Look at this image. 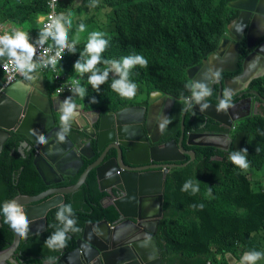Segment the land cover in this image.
Wrapping results in <instances>:
<instances>
[{"label":"trees","instance_id":"trees-1","mask_svg":"<svg viewBox=\"0 0 264 264\" xmlns=\"http://www.w3.org/2000/svg\"><path fill=\"white\" fill-rule=\"evenodd\" d=\"M229 1L86 0V18L77 20L70 28L65 25L67 41L72 43L79 37L75 52L56 66L58 71L71 75V79L78 78L80 86L86 90L84 97L71 92V102L80 106L81 114L94 111L100 116L146 103L151 92L167 94L175 98V106L165 135L177 139L182 108L190 94L185 88L191 82L186 71L200 65L216 49L227 26L236 18L239 11L229 7ZM71 7V0H58V16L67 14ZM47 10L46 0H0V23L10 22L35 40L43 31L37 18ZM80 24L85 25L83 32L78 30ZM93 31L104 33L103 38L108 41L101 53L102 61L120 60L133 54L147 59V67L137 65L130 70L129 80L137 85L133 98L122 97L111 88L113 79L119 78L113 71L109 72L107 81L100 85L98 92L88 83L91 73L81 75L74 71V63L77 60L83 62L81 52ZM243 46L244 39L240 42L241 53L234 75L241 70ZM97 68L103 70L106 65L100 63ZM41 74L45 88L53 95L56 89L54 71L44 69ZM227 74L221 73L224 76ZM248 87L264 98V74L253 78ZM253 96L260 101L256 95ZM92 97H95L96 103H90ZM259 106L264 108V101ZM258 109L264 113L261 108ZM259 110L230 131L227 150L214 146H185L194 151V159L185 166L171 168L166 175L162 216L155 234L162 264H228V253L236 257L243 252L264 254V186L257 182L260 175H264L261 173L264 172V114ZM191 128L197 131L224 130L210 118L199 113L192 115L189 108L184 118V130ZM23 140L22 134L11 131L0 151V206L18 194L35 195L49 188L34 166V148H21ZM240 149H247V169H241L229 160L230 153ZM97 155L95 152L91 158H84L75 175L65 177L55 186L74 184ZM109 156L110 153L105 159ZM188 180L194 184L198 182L197 193L181 190ZM106 195L99 190L95 170L91 169L76 190L64 194L62 203L72 206L73 218L80 231L69 232L70 239L62 249L46 247L45 241L56 227L61 226L56 220L59 205L54 206L45 215L43 231L21 236L15 250L16 262L44 264L45 260H54L49 258H56L62 250L74 248L75 239L80 236L85 223L102 219L114 222L118 214L113 205L100 202ZM201 204L203 208L199 207ZM0 216V250H3L11 244L14 234L4 222L3 215ZM254 264H264V255Z\"/></svg>","mask_w":264,"mask_h":264},{"label":"water","instance_id":"water-1","mask_svg":"<svg viewBox=\"0 0 264 264\" xmlns=\"http://www.w3.org/2000/svg\"><path fill=\"white\" fill-rule=\"evenodd\" d=\"M228 6L239 12L227 26L216 49L200 65L186 71L191 82L203 81L209 84L211 81V87L216 83L219 98L225 89L234 92L241 84L247 85L252 80V76H248L246 71L251 59L264 61V0H231ZM242 39L244 56L240 72L224 79L220 77L219 80H213L210 75L205 78L209 68L214 71L218 69L220 74L237 70ZM5 56H0V61ZM38 75L39 84L34 83L36 74H33V79H16L0 92V151L11 131L22 134L24 140L20 144L21 148H34V166L49 186L38 194H18L11 199L16 200L22 207L30 222L24 237L43 231L47 211L62 204L64 194L76 190L85 181L87 173L94 169L99 190L107 193L100 202L107 205L103 200L109 199L118 214L117 218L114 222L102 219L85 223L80 236L75 239L73 249L62 250L54 260H45L43 263L162 264L155 239L162 216L167 170L161 168L166 165L168 168L185 166L194 159V151L186 150L184 144L221 149L220 145L209 138L228 137V134L197 131L194 128L185 131L184 118L188 111L185 103L180 115V134L176 140L171 139L165 143L166 155L158 148L148 149L154 141L151 134L158 113L166 102L170 103V108L175 103V98L167 94L152 92L146 106L136 104L97 115L89 125H83L73 118L70 122L72 132H68L65 140L60 141L56 133L61 128V103L59 106L55 105L52 97L54 94L48 93L42 74L38 72ZM250 93L253 94V91ZM203 103L208 105L206 109H201L195 102L192 104L193 114L198 112L219 125L229 126L224 119L227 118L226 113L216 111L206 100ZM153 105L156 112L151 118ZM30 129L42 134L46 143H38L36 136L29 134ZM113 149L114 153L111 152ZM95 152L98 153L97 157L86 166L74 184L66 187L55 186L65 177L75 175L84 158H91ZM109 153L110 156L105 159ZM139 155L144 157L137 159L135 156ZM187 156L189 158L185 159ZM164 162L167 164H163ZM146 164L150 165L144 166ZM12 231L14 237L11 244L0 250V264H18L14 257L21 235L13 229ZM245 253L249 252H243L240 257L232 253L226 254L228 264H240Z\"/></svg>","mask_w":264,"mask_h":264},{"label":"clouds","instance_id":"clouds-1","mask_svg":"<svg viewBox=\"0 0 264 264\" xmlns=\"http://www.w3.org/2000/svg\"><path fill=\"white\" fill-rule=\"evenodd\" d=\"M93 6H95V4H93ZM71 24V19H65L62 15L58 16L54 21H52L51 24L47 25L44 30L39 34V42L43 43L45 39L51 37L55 41V45L59 49V51L56 53V56L60 59H62L61 52H63L66 48L69 50L70 53H74L75 44L78 43L79 37H77L72 42V44H68L67 28H70ZM65 25H67V28L65 27ZM78 30L80 32H83L85 30V25L80 24ZM103 36L104 33L97 31H93L89 34L88 42L85 45L83 52H81L83 62H81V60H77L73 65L74 71L81 75L85 73H91V75H89L88 77V83L94 89H96L97 92L99 91L100 85L107 81L109 72L112 73L113 71L115 75L119 78L113 79L111 88L122 97L133 98L136 94L137 85L129 80L130 70L137 65H139L140 67H147L148 61L143 55L138 54L125 56L122 57L120 60L102 61L101 53L105 50L108 43V41L105 40ZM0 46H2L0 47V56H5V53H7V56L14 62L16 69L19 70L27 79H32L33 77L30 75V73L35 72L38 65L33 62L35 48L31 43H29V37L27 36V34L17 29L11 33L2 35L0 36ZM100 63L105 64L106 68L103 70L97 68V65ZM56 64L57 59L55 57L48 58L47 60L42 61V65L44 67L51 65L53 68L56 69ZM59 72L63 74V76H65L66 78L71 79V75H67L66 73L61 71ZM209 75L213 77V80H219L220 71L218 69L214 71L212 68H209L208 71L205 73V78H207ZM74 79L77 80L71 79L72 87L68 92H74L75 94L84 97L86 94L85 88L80 86V81L78 78ZM185 88H187L191 94L190 98H188L190 94L185 98V103L188 105V109H191L193 101L195 102V104L200 105L201 109H206L208 107L207 104L203 103L205 98L212 94V90L208 86V84L204 83L203 81H194L186 84ZM66 93L56 94L54 92V95L60 96ZM231 101L232 90L225 89L217 105V111H227L228 108L232 107ZM96 102L97 101L95 97H92L90 103ZM76 105L78 104L71 102V97H67L60 104L59 111L61 113V128L56 133L60 141L65 140V137L70 130V122L76 114ZM78 108H80L79 105ZM257 112V107L251 108L249 109V116H252ZM196 113L198 112H195L194 114ZM194 114L192 112V115ZM170 123L171 120L169 119V117H159L158 130L163 132L166 126ZM29 134L32 136H36L38 143H46L45 137L42 134H38L36 130L30 129ZM246 153L247 149H240L239 151H234L230 153L229 160L239 168L247 169L249 167V164L246 159ZM181 190H191V192L195 194L199 191V184L198 182L194 184L192 180H188L184 183ZM208 194H211V188L209 189ZM193 207L196 206L194 205ZM199 207L203 208V205L201 204L199 205ZM0 215H3L4 222L9 224V226L19 235L24 236L27 234L30 222L26 214L24 213L22 207L17 203L16 200L5 201L3 205L0 206ZM73 217L74 212L70 204L59 205L58 211L56 212V220L61 226L56 227V230L45 241L46 247L51 250H57L67 246V241L68 239H70L67 234L69 232L80 231V229L76 227V220ZM262 255L264 254H262L261 252L245 253L241 258L240 264H244L245 261L253 262L254 264L255 261L261 259ZM49 259L55 258L50 257Z\"/></svg>","mask_w":264,"mask_h":264},{"label":"flooded vegetation","instance_id":"flooded-vegetation-1","mask_svg":"<svg viewBox=\"0 0 264 264\" xmlns=\"http://www.w3.org/2000/svg\"><path fill=\"white\" fill-rule=\"evenodd\" d=\"M211 60H213V57H211ZM233 75H234L233 73H228L226 76L220 74V77H222V79H224L226 77H231ZM210 82H209L208 86L211 88L212 94L210 96L206 97L205 100L208 101L209 103H211V105H213L215 110L217 111V105H218L219 100L221 98H219L217 95L216 83H214V85L211 87ZM248 86H249V83L247 85L241 84L238 89H236L234 92H232V101H231L232 107L228 108L227 111H218L220 113H226L227 118H224L223 115H221V116H222V118L225 119L226 123L229 125V126L221 125V127L224 129L223 131H213L215 133H227L228 134V137L220 136L216 140V143L221 146V149L226 150L225 147L228 148V145L230 142V138H229L230 131L233 130L235 128V126L242 119H245L246 117L249 116L248 111H249V109L252 108L253 105L257 108H261L264 111V108H262V106H259L261 101H264V98L261 97L256 90L251 89ZM251 91H253V94L250 93ZM253 95H256L257 98L260 99V101L256 100ZM189 96H191V94ZM211 98H213L212 101L210 100ZM193 103H194V101L192 102V104ZM139 104L146 106L147 101H146V103L142 102ZM172 106L174 107L175 104ZM172 106L170 108V103L166 102L164 104L162 110L158 113V115L156 117L157 121L154 122L153 127H152L151 136H152L154 141L151 142L150 146L147 147L148 149H149V147H152L153 149L158 148V149H160V151L163 155H166V152H164L165 151L164 150L165 143L171 139H174V140H176V139L175 138H169L165 135V131L168 129L169 124L166 126V128L163 132H158L159 117L167 116L170 119L172 112H173ZM155 112H156L155 105H153L151 107V116H150L151 118L153 117V114ZM161 122H162V120H161ZM167 138H169V139H167ZM185 146H192V145L184 144V147ZM185 148H186V150H192V149L187 148V147H185ZM114 152H115V149H113L112 153H114ZM135 157L137 159H140V158L144 157V155H139V156H135ZM163 164H167V162H164ZM149 165L150 164H146L144 166H149ZM171 168H173V167L168 168L166 165V166H163L161 169H163L164 171L167 169L165 171V174L167 175L169 173V171L171 170ZM103 202L106 203L107 205L111 204L110 200L107 198L104 199Z\"/></svg>","mask_w":264,"mask_h":264},{"label":"built area","instance_id":"built-area-1","mask_svg":"<svg viewBox=\"0 0 264 264\" xmlns=\"http://www.w3.org/2000/svg\"><path fill=\"white\" fill-rule=\"evenodd\" d=\"M57 3L58 0H46V6L48 7V10L45 14L39 16L37 18L38 22L41 23V28L44 30V28L51 24L52 21H54L57 17ZM8 34L6 31L3 30V26L0 23V36ZM12 35V34H9ZM68 44H72L71 42L67 41ZM29 43L33 45L35 48V55L33 56V62L38 65V71L41 73L44 69H52L55 72V93L56 94H62L70 91L71 85V79L66 78L61 74L59 71H57L55 68H53L51 65H48L47 67H44L42 65L43 60H47L48 58L55 57L57 59V64L65 58L70 52L66 48L63 52H61L62 59L56 56V53L59 51L58 47L55 45V41L48 37L44 40L43 43L39 42L38 39H31L29 38ZM2 47V46H0ZM56 64V65H57ZM0 70L2 72V75L0 76V80H2V83L0 85V92L2 89L10 82L17 79L18 76L22 75V73L16 69L14 62L7 56L0 61ZM77 80V79H72ZM255 106L253 105L252 108Z\"/></svg>","mask_w":264,"mask_h":264},{"label":"crops","instance_id":"crops-1","mask_svg":"<svg viewBox=\"0 0 264 264\" xmlns=\"http://www.w3.org/2000/svg\"><path fill=\"white\" fill-rule=\"evenodd\" d=\"M2 26H3V30L6 31L7 33H11L13 31L17 30V27L12 25L10 22L2 23ZM246 71H247L248 76H252V79L255 77L263 75L264 74V61H257L255 59H251L249 61V63L247 64V70ZM38 72L39 71L36 68L35 72L30 73L31 76L33 74H36V79L34 80L35 84H39V82H40V77L38 75ZM24 77L25 76L22 74V75L18 76L17 79H22ZM32 77L34 78V76H32ZM52 97H53V101H54L56 106H59V103L63 102L66 99L63 95H60V96L53 95ZM183 103H184V101H183ZM81 113H83V112H80L78 105H76V114H75L74 118H76L77 121L83 125H89L95 119V117L98 115L94 111H91V112H88L85 114H81ZM155 121H157V119ZM69 132H72V130Z\"/></svg>","mask_w":264,"mask_h":264},{"label":"rangeland","instance_id":"rangeland-1","mask_svg":"<svg viewBox=\"0 0 264 264\" xmlns=\"http://www.w3.org/2000/svg\"><path fill=\"white\" fill-rule=\"evenodd\" d=\"M72 7L67 11V14L62 15L65 19H71L72 24L75 23L77 20H81L83 18H86V0H71ZM89 11H91V8H89ZM71 92H67L66 94H63L65 98L70 97ZM259 110V109H258ZM261 114H264L262 111L259 110ZM252 121H257L255 118H251ZM244 121V119H242ZM241 120V121H242ZM264 120V119H263ZM210 141H215L217 138H209ZM264 173V172H261ZM260 179L257 180V182L264 186V175H260Z\"/></svg>","mask_w":264,"mask_h":264},{"label":"bare ground","instance_id":"bare-ground-1","mask_svg":"<svg viewBox=\"0 0 264 264\" xmlns=\"http://www.w3.org/2000/svg\"><path fill=\"white\" fill-rule=\"evenodd\" d=\"M39 225H40V224H39ZM39 225H38V226H39ZM38 226H36V227H38Z\"/></svg>","mask_w":264,"mask_h":264}]
</instances>
